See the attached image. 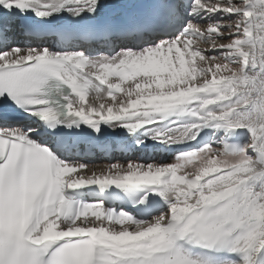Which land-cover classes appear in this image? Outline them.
Segmentation results:
<instances>
[{
	"label": "snow or ice",
	"instance_id": "1",
	"mask_svg": "<svg viewBox=\"0 0 264 264\" xmlns=\"http://www.w3.org/2000/svg\"><path fill=\"white\" fill-rule=\"evenodd\" d=\"M0 264H264V0H0Z\"/></svg>",
	"mask_w": 264,
	"mask_h": 264
},
{
	"label": "bare ground",
	"instance_id": "2",
	"mask_svg": "<svg viewBox=\"0 0 264 264\" xmlns=\"http://www.w3.org/2000/svg\"><path fill=\"white\" fill-rule=\"evenodd\" d=\"M139 157V155L138 156H131V157H129V156H127V157H123L122 155H119L118 157H117V159H115V160H113L112 162H125V161H127V160H136L137 158ZM171 159H172V157L171 158H168V159H166L165 161H171ZM158 161L159 160H161V159H157ZM112 162H107V161H103L102 162V164L101 163H98V164H92V166L93 167H96L97 168V170H99V169H101V168H103L104 167V165H106V164H108V163H112Z\"/></svg>",
	"mask_w": 264,
	"mask_h": 264
},
{
	"label": "rangeland",
	"instance_id": "3",
	"mask_svg": "<svg viewBox=\"0 0 264 264\" xmlns=\"http://www.w3.org/2000/svg\"><path fill=\"white\" fill-rule=\"evenodd\" d=\"M94 164H98V163H93V165H94ZM101 164H102V163H101Z\"/></svg>",
	"mask_w": 264,
	"mask_h": 264
}]
</instances>
